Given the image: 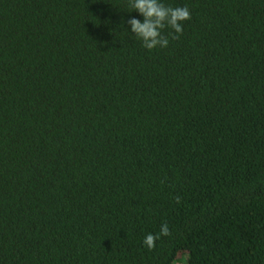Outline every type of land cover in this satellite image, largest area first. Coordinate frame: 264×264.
Masks as SVG:
<instances>
[{"label": "trees", "instance_id": "obj_1", "mask_svg": "<svg viewBox=\"0 0 264 264\" xmlns=\"http://www.w3.org/2000/svg\"><path fill=\"white\" fill-rule=\"evenodd\" d=\"M162 2L0 0V264H264V0Z\"/></svg>", "mask_w": 264, "mask_h": 264}, {"label": "clouds", "instance_id": "obj_2", "mask_svg": "<svg viewBox=\"0 0 264 264\" xmlns=\"http://www.w3.org/2000/svg\"><path fill=\"white\" fill-rule=\"evenodd\" d=\"M129 11L136 10L143 17V22L132 18L128 21L131 31L137 39L141 40L142 46L148 50L157 47L166 48L169 44L167 36L162 34L165 27L174 30L172 39H179L183 32L182 22L191 19V13L187 6L172 7L165 5L162 0H128ZM179 202V197L176 198ZM167 224L161 225L159 234L149 233L143 240L144 245L149 249L155 247V241L160 236L170 235Z\"/></svg>", "mask_w": 264, "mask_h": 264}]
</instances>
